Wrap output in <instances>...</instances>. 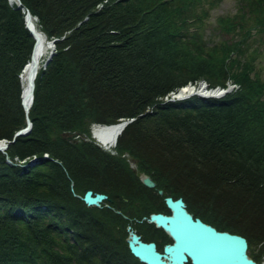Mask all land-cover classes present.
I'll return each mask as SVG.
<instances>
[{
  "label": "trees",
  "instance_id": "1",
  "mask_svg": "<svg viewBox=\"0 0 264 264\" xmlns=\"http://www.w3.org/2000/svg\"><path fill=\"white\" fill-rule=\"evenodd\" d=\"M222 1L0 0V141L27 126L20 76L36 43L27 12L56 40L35 80L32 130L0 152V264H144L129 227L161 252L172 240L148 219L170 213L167 196L245 237L264 264V79L247 53L264 35V0H235L238 11L209 35ZM201 80L239 88L164 100ZM132 119L116 154L92 140L93 125ZM88 190L107 195L100 208L83 201Z\"/></svg>",
  "mask_w": 264,
  "mask_h": 264
},
{
  "label": "water",
  "instance_id": "2",
  "mask_svg": "<svg viewBox=\"0 0 264 264\" xmlns=\"http://www.w3.org/2000/svg\"><path fill=\"white\" fill-rule=\"evenodd\" d=\"M13 1L17 2L18 7L21 6L20 0ZM33 19L35 20L28 11L26 14V26L36 40L35 49L38 43V35L35 30L31 28V25L34 26L32 23ZM55 41L56 40L47 41L51 51L43 63L44 69L51 62L55 54ZM33 52L31 61H33ZM33 67L35 69V75L30 82V103L26 104L22 97V104L27 114V126L15 134L12 142L5 140L0 143V152L5 153L9 145L14 143L18 137L27 136L32 130L33 124L28 114L33 104L37 65L34 64ZM231 91L232 90L229 88H216L209 91L213 92L211 95L198 92L192 95L196 94L203 98H222ZM188 97L189 96H177V99H185ZM133 121L134 119L123 120L120 123L122 126L121 133ZM45 159H49V157L45 155L42 160ZM37 160V158H34L28 166L34 165ZM8 162L11 161L8 160ZM140 180L147 188L151 189L156 186L155 182L148 175L142 174ZM159 194L162 196L164 193L160 190ZM107 198L105 194L88 190L82 199L87 206L100 208ZM165 203L170 211L169 214L155 212L150 214L148 219L150 224H153L158 229H162L172 240L171 243H167L163 246L161 252L157 249L155 242L144 241L140 235L129 227V248L131 253L138 258L140 262L144 264H263L255 261L249 256L245 237L229 231L218 230L199 217H195L187 210V205L181 197L174 199L171 196H167L165 197Z\"/></svg>",
  "mask_w": 264,
  "mask_h": 264
},
{
  "label": "rangeland",
  "instance_id": "3",
  "mask_svg": "<svg viewBox=\"0 0 264 264\" xmlns=\"http://www.w3.org/2000/svg\"><path fill=\"white\" fill-rule=\"evenodd\" d=\"M10 2L11 3H17L16 1H13V0H10ZM238 11V7H237V4H236V1L235 0H223L221 3H219V5L218 6H216L214 9H212L211 11H210V15H209V19H208V22H207V34H211V33H213L214 32V28H215V26H216V20H217V18L218 17H222V16H228V15H234L236 12ZM33 17V16H32ZM33 18H35V23H37V21H38V19H37V17H33ZM25 20H26V17H25ZM37 27V26H36ZM38 29V28H37ZM39 30V29H38ZM41 32V31H40ZM42 34H44L43 32H41ZM211 35H213V34H211ZM44 36H45V34H44ZM46 37V36H45ZM226 39L228 38V39H230L231 38V36H226L225 37ZM46 39H47V37H46ZM215 41L216 42H219L220 40H221V38L220 37H218V36H215ZM47 41H51V40H48L47 39ZM251 43V42H250ZM252 46L251 47H249L248 49H247V53H250V54H252V53H257L256 55H257V61H256V66H257V70L260 72V74H261V76H262V78L264 79V35H261V37H256V41L254 40V42H253V44H251ZM255 50H257V52L255 51ZM50 51H51V49H50ZM54 51H56V45H55V50ZM50 53V52H49ZM47 59V58H46ZM45 62V61H44ZM43 62V63H44ZM43 63H42V65H43ZM44 68V67H43ZM46 69V68H45ZM24 70V69H23ZM38 74V73H37ZM36 80V79H35ZM234 85H236V84H232V83H229L228 84V88L229 89H231L232 91L231 92H233V90H236V89H238L239 87H235ZM187 86H192L193 88H199V87H201V86H203L204 88H206V91L207 92H209V91H212L213 90V88L211 89V88H209V83L207 82V81H205V80H201V81H198V83L197 84H192V83H189ZM187 86H184V87H187ZM184 87H181V88H179V90H177V91H173V92H171L168 96H166L165 98H164V100H166V99H169V100H172V101H174V100H183V99H177V95L180 93V91H181V89H183ZM216 88H222V87H216ZM216 88H214V89H216ZM228 88H226V89H228ZM222 89H224V88H222ZM230 92V93H231ZM196 93V92H195ZM228 94V93H227ZM196 95V94H195ZM192 96H194V95H191V96H189V97H192ZM196 96H198V95H196ZM188 97V98H189ZM200 97V96H199ZM201 98H203V97H201ZM34 99V98H33ZM185 99H187V98H185ZM205 99H207V98H205ZM123 121V120H122ZM121 121V122H122ZM120 122V123H121ZM119 123V124H120ZM95 126H102V125H100V124H95V125H93V127H92V130H91V134H92V140L97 144V145H99V146H101V147H103V148H105L107 151H109V152H111L112 154H116V152L115 151H113V149L114 148H112V149H108V148H106L105 146H103L102 144H100L97 140H96V138H95V135H94V127ZM122 134V133H121ZM120 134V135H121ZM76 139H80L79 138V136H77V137H75ZM5 140H2V141H0V142H4ZM125 157H127L128 155H124ZM127 158H129V157H127ZM129 160V162H130V167L135 171V172H138L139 174H140V176L142 175V174H145L144 172L142 173L141 171H140V169H139V167H138V164H137V162H135L134 160H132V159H128ZM146 175V174H145ZM85 193L86 192H84V195H85ZM103 194V193H102ZM84 195H83V197H84ZM82 197V198H83ZM160 212H162V213H165L164 211H160ZM153 213H155V212H153ZM254 247H256V248H260V245H257V244H255V246ZM249 254V253H248ZM250 256V255H249ZM251 257V256H250ZM256 261V260H255ZM257 262H261V263H263L262 261H257Z\"/></svg>",
  "mask_w": 264,
  "mask_h": 264
},
{
  "label": "bare ground",
  "instance_id": "4",
  "mask_svg": "<svg viewBox=\"0 0 264 264\" xmlns=\"http://www.w3.org/2000/svg\"><path fill=\"white\" fill-rule=\"evenodd\" d=\"M34 26L31 25V28L35 30L38 35V43L33 52V61H29L28 65L25 67L21 74V83H22V97L26 104L30 103V82L33 80L35 75V69L33 67L34 64L37 65L36 68V77L42 63L46 60L49 55L50 48L47 43V39L36 27V23L32 20ZM238 87L237 85H234ZM198 92L205 95H211L213 92H207L206 88L203 86L199 88H193L192 86H187L181 89L180 93L177 95L178 97L191 96L193 93ZM122 126L120 124L114 125H102L94 127V135L96 140L105 146L108 149L115 148L117 145V140L120 136ZM2 143V142H0ZM114 150V149H113ZM188 210V209H187Z\"/></svg>",
  "mask_w": 264,
  "mask_h": 264
}]
</instances>
